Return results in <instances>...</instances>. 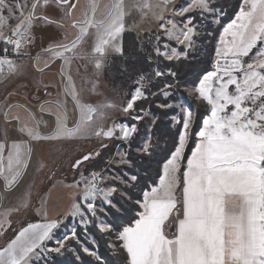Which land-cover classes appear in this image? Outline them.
Wrapping results in <instances>:
<instances>
[{
    "label": "snow or ice",
    "instance_id": "1",
    "mask_svg": "<svg viewBox=\"0 0 264 264\" xmlns=\"http://www.w3.org/2000/svg\"><path fill=\"white\" fill-rule=\"evenodd\" d=\"M129 7L157 22L159 31L150 36L149 47L141 45L150 71L137 75L121 104L94 105L77 89L72 65L90 60L99 75L109 50L124 54ZM78 8L79 0H0V75L4 65L9 78L19 74L21 65L12 56H30L24 50L35 43V27H54L60 36L42 49L47 54L43 66L38 54L34 67L41 73L56 70L64 97L41 103L40 119L31 112L25 118L13 115L18 105L6 106L4 123L17 126L11 134L0 133V190L10 195L25 183L36 144L101 141L70 164L74 176L66 186L76 191L54 217L48 201L38 196L36 206L30 193L0 209V264H53L54 254L65 253L84 264L81 252L105 264L95 249L74 246L81 231L92 229L115 236L119 243L108 247L120 250L123 264H264V0H241L235 18L222 28L210 69L191 88L181 84L171 65L188 59L200 20H218L214 0H134L131 6L125 0H88L75 18ZM182 87L204 114L179 105V115L172 116L178 127L162 169L151 183H142L138 173L126 169L133 166V151L154 156L158 149L149 130L141 135V122L154 116L143 104L173 109ZM108 110H118L124 119L109 126ZM44 113L54 118L48 133L41 130L47 127ZM155 122L150 120L149 128ZM104 149L109 154L95 170L92 162ZM36 163L38 170L46 166L40 158ZM129 212L132 218L117 224ZM14 214H34L41 222L21 219L17 228ZM62 228L66 231L57 235Z\"/></svg>",
    "mask_w": 264,
    "mask_h": 264
},
{
    "label": "rangeland",
    "instance_id": "2",
    "mask_svg": "<svg viewBox=\"0 0 264 264\" xmlns=\"http://www.w3.org/2000/svg\"><path fill=\"white\" fill-rule=\"evenodd\" d=\"M134 0H125V3L129 6L132 5ZM155 3V0H152ZM130 14L126 16V31L122 34L123 47L133 42H138L135 45L137 50L141 55V45L144 48L149 47L148 41L151 35H154L159 31L157 22L151 17V15L141 16V14L135 9L129 7ZM220 12V11H219ZM81 13L76 12L75 18H80ZM225 13L219 15L218 20H210L214 27L219 26L220 20L224 19ZM235 18V16H234ZM233 18V19H234ZM175 19H180L175 17ZM200 20V21H204ZM13 24L15 21L12 22ZM226 26V25H225ZM35 35V43L30 46V52L35 54V51L47 47L51 42V38L59 37L60 32L54 27L41 28L39 26L33 29ZM70 34L73 36L74 33L69 29ZM222 33V29L220 34ZM69 34V33H68ZM219 34V36H220ZM69 35V36H71ZM218 36V38H219ZM198 37V36H197ZM195 37V39L197 38ZM218 38L213 47L212 58L214 57L215 46L218 43ZM41 39V41H40ZM46 45V46H44ZM38 46V47H37ZM35 47V50L32 48ZM84 54L88 55L90 52V47L88 44L83 46ZM197 44L195 43L189 52L190 55H195L197 53ZM28 48L26 49V51ZM196 50V51H195ZM199 55L202 56V49H198ZM47 54H42L40 56V66H43L44 59ZM17 60V63L21 65L19 74L8 77L7 65H4L3 74L0 75V106L2 105V110H0V133H3L7 129L8 133L11 134L16 128L15 122L10 124H5L3 120V113L7 110L8 105H18V107L12 108L13 115H19L21 118L26 117V112H31L37 119H40L42 114L40 112L39 104L45 97H43L42 92L52 90L54 93L45 101L51 99L63 100L62 88L60 85V76L56 70L44 71L43 73L36 70L33 64H36V60L32 62L30 56H21L19 58L12 57ZM211 58V61H212ZM3 59V58H0ZM122 56L116 54L109 50L108 56L105 58L104 67L99 75L96 74V69L90 60H77L73 63L71 68V74L73 76V81L78 90H83V93L87 96L88 100L95 104L103 102H114L116 104H121L126 98L128 92L123 91L120 84L116 82L115 76L112 74L115 64L118 60H121ZM187 60V59H186ZM184 61V60H183ZM211 64V63H210ZM55 84L56 86H52ZM46 85L48 87H46ZM93 86L95 91H92ZM42 91V92H41ZM185 92L184 90H182ZM186 93V92H185ZM59 94V95H58ZM186 99H178L179 102L174 105L173 110L179 113V105H184L185 107H190L189 99L192 98L186 93ZM23 99V100H22ZM2 101V102H1ZM44 101V102H45ZM25 104H27L26 107ZM39 104V105H38ZM37 106V109L34 107ZM69 110H71V102H68ZM35 108V109H33ZM148 108V107H147ZM192 109V107H191ZM194 111V109H192ZM111 119L107 122L110 126L112 120H122L124 119L123 113L117 111L108 110ZM148 117V116H146ZM11 119V117H9ZM43 119L47 122V127L41 126V130L45 133L51 131L52 126L50 120L43 116ZM156 121V120H155ZM175 123V122H174ZM152 128L148 130L152 133ZM108 143V141H105ZM101 141L92 138H83L79 140H73L70 142L66 141H53V142H42L35 145L33 164L25 177V183L22 184L16 191L12 192L10 195L0 190V206L7 207L13 203H17L21 195L25 193H30L31 199L34 205L38 206L39 200L38 196L43 197L47 201L50 197L54 199L56 203L52 208L48 206L49 215L54 217L57 212L62 211L64 206L71 200L75 193V189L68 188L66 185L73 181L74 171L70 168V164L78 156L87 153L93 149L99 148ZM111 148V144H110ZM108 150V149H104ZM103 151V153H104ZM136 155H140L133 151ZM40 158L46 165L44 168L38 170L36 160ZM97 164V160L92 162V165ZM100 165L98 166V169ZM129 168L126 169V171ZM54 196V197H53ZM13 223L18 228L20 227L21 219L28 220L30 222H41L40 217L33 215H13L11 217ZM73 223H76L73 221ZM66 229H60L57 233L63 235ZM82 233V231H81ZM89 244L96 250L95 244L92 242L91 238H88ZM0 241H3L0 239ZM4 242V241H3ZM55 255V254H54Z\"/></svg>",
    "mask_w": 264,
    "mask_h": 264
},
{
    "label": "trees",
    "instance_id": "3",
    "mask_svg": "<svg viewBox=\"0 0 264 264\" xmlns=\"http://www.w3.org/2000/svg\"><path fill=\"white\" fill-rule=\"evenodd\" d=\"M241 0H214V5L217 7V11L225 13L224 19L220 20L219 26L214 27L210 18H205L204 21H200L199 32L200 34L195 39L197 44V53L195 55H190L187 60H181L180 62L174 63L171 65L173 69L178 73V79L181 84H187L189 88L193 86L194 83L198 82L206 70L210 69V63L213 53V47L216 43V40L221 32L223 26L227 25L238 11V6L240 5ZM138 42L131 41L123 47L124 54L122 59L118 60L115 64L113 75L115 80L120 84V87L125 92H130L134 87V79L137 75L145 70L150 71L148 65L144 62L143 56L136 49ZM198 49H202V56L199 55ZM196 51V50H195ZM183 87L175 94L174 105H176L178 99H186V93L183 92ZM190 107L194 109V112L199 115L204 114V109L197 104L193 98L189 100ZM145 108L151 107L152 113L154 116L145 117V120L141 122L140 132L141 135L148 130V122L155 119L156 122L153 125L151 139L153 143L158 145L157 152L154 156H145V155H136L132 152L130 159L132 160L133 166L127 170L128 172H136L141 176L142 183L147 181L151 183L150 178H155L157 172L162 169L161 161L164 154L167 152L168 148H171L173 137L177 129V125L172 120L173 115H179V113L173 109H160L155 106L151 101L143 104ZM165 112L168 114L165 115ZM191 147V145H190ZM110 149L105 150L102 154V158L97 159V164L91 165L95 170H99L103 164L104 160L107 158ZM100 168L98 169V166ZM133 213L129 212L124 215L123 218L117 221V224H125L128 220L132 218ZM57 235H59L57 233ZM88 238H91L92 242L96 246V252L105 262V264H123V256L120 255V250H113L108 247L109 243L119 242L115 240V236H107L106 234H101L96 229L85 234L83 231L80 232V244L74 245L77 248H82L84 246L94 249L91 244L88 242ZM83 257L84 264H97L94 258L88 257L87 255L81 252ZM53 264H74L75 256L73 253H65L63 256L54 255ZM75 264H80V262H75Z\"/></svg>",
    "mask_w": 264,
    "mask_h": 264
},
{
    "label": "flooded vegetation",
    "instance_id": "4",
    "mask_svg": "<svg viewBox=\"0 0 264 264\" xmlns=\"http://www.w3.org/2000/svg\"><path fill=\"white\" fill-rule=\"evenodd\" d=\"M88 3V0H79V8L76 10V12H79V13H81V15H82V12H83V9H84V7L86 6V4ZM75 12V13H76ZM79 17H81V16H79ZM69 29L73 32V30L71 29V28H68L67 29V31H68V33H69V35H71L70 34V32H69ZM74 33V32H73ZM72 36V35H71ZM40 41H41V39H40ZM44 46H46V45H44ZM38 47V46H37ZM30 49L28 48V50L26 51V52H30L29 51ZM32 50H35V47H33L32 48ZM42 55V54H44L43 52H42V49H40V50H38V51H35V54H32L31 52H30V58H31V60H32V62L35 60L34 58L37 56V55ZM33 65H35V64H33ZM42 92V91H41ZM49 92L53 95V91L52 90H49ZM46 93H48L47 91H43L42 92V95H43V97H45V99H43L39 104H41V103H43L45 100H47V99H50V98H48V96L49 95H47ZM47 98V99H46ZM51 100H53V99H51ZM38 104V105H39ZM26 107H28V106H26ZM35 108L37 109V106H35ZM69 108V107H68ZM40 110V109H39ZM43 116L44 117H46L47 119H49L50 120V124H51V126L53 125V123H54V118L53 117H51V116H49L47 113H44L43 114Z\"/></svg>",
    "mask_w": 264,
    "mask_h": 264
},
{
    "label": "crops",
    "instance_id": "5",
    "mask_svg": "<svg viewBox=\"0 0 264 264\" xmlns=\"http://www.w3.org/2000/svg\"><path fill=\"white\" fill-rule=\"evenodd\" d=\"M23 100V99H22ZM2 102V101H1ZM4 103L2 102L1 103V106H0V110H2V105H3ZM25 106H27V104H25ZM29 107V106H28ZM35 107V106H34ZM33 109H35V108H33ZM54 197V196H53ZM56 203L54 202V199H52L51 197H50V200L48 201V205H49V207H53L54 205H55ZM0 209H2V206H0ZM3 240V239H2ZM3 243V241H0V244H2Z\"/></svg>",
    "mask_w": 264,
    "mask_h": 264
},
{
    "label": "built area",
    "instance_id": "6",
    "mask_svg": "<svg viewBox=\"0 0 264 264\" xmlns=\"http://www.w3.org/2000/svg\"><path fill=\"white\" fill-rule=\"evenodd\" d=\"M0 47H2V45H0ZM27 49V48H26ZM26 49L24 51H26ZM9 55L11 56V49H9ZM15 57V56H12ZM0 58H3V56H0ZM4 70V69H3Z\"/></svg>",
    "mask_w": 264,
    "mask_h": 264
}]
</instances>
